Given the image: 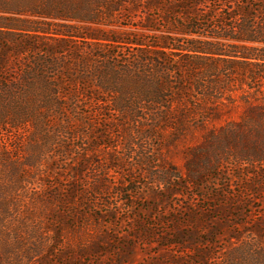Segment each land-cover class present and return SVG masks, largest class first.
<instances>
[{
    "label": "trees",
    "instance_id": "obj_1",
    "mask_svg": "<svg viewBox=\"0 0 264 264\" xmlns=\"http://www.w3.org/2000/svg\"><path fill=\"white\" fill-rule=\"evenodd\" d=\"M196 131L183 170L160 157ZM133 159L179 211L137 238L170 264H264V0H0V216L31 184L57 207L51 250L106 254V224L142 193Z\"/></svg>",
    "mask_w": 264,
    "mask_h": 264
},
{
    "label": "rangeland",
    "instance_id": "obj_2",
    "mask_svg": "<svg viewBox=\"0 0 264 264\" xmlns=\"http://www.w3.org/2000/svg\"><path fill=\"white\" fill-rule=\"evenodd\" d=\"M99 26L105 27L104 25ZM112 27L120 28V30L127 29V27ZM230 108L229 112H223L220 121H215L214 123L218 124L224 122V120L236 118L241 107L233 106ZM202 134L203 131H196L191 136L170 140L169 145H167V142H163L160 157L166 158L176 167L183 170L185 151L187 148L197 144L201 140ZM134 159H137V156ZM134 159L132 160V165L135 162ZM132 165L124 166L123 172L127 173V176L132 180L141 182H132L130 187L136 188V190L142 191V193L125 194L127 198L132 194V202H127L133 208L126 209L127 207H124L121 203V207H118V212L116 213L119 217L117 222L106 224L108 226L106 235L104 234L101 240L102 245L109 252L101 256H92V254L89 255L88 250V254L84 255L83 258L75 260L62 257L57 249L51 250L49 246L50 239L47 237L51 231L47 230L50 225L48 224L46 215L56 206L46 200L44 195L39 194L37 191L39 188L33 190L31 184H29L27 187L17 188L9 192V195H13L14 198H9L10 202H6V212L3 217L0 216L2 219L0 223V264H111L113 261H111L112 257L110 255L113 250L127 252L129 247H132V249L129 250L131 255H129L127 264H159V261L163 264H170L165 251L153 244L145 243L143 241L145 236L142 235L140 238L136 236H139L141 232L144 233L146 228L153 226V223L157 225L154 228H162L163 224L161 221L174 218L179 211L172 212L170 210L169 206L172 203L170 204L169 200L162 203V200L156 195H159V191H156L155 185L148 182L145 184L141 171L137 168L138 166L136 164ZM224 171L227 177L231 178V180L234 179L230 166L226 167ZM254 180H257V178ZM261 180L264 181V174ZM248 181L249 183H253L252 179ZM219 186H214V189H218ZM113 192L114 190H112V185L110 184L107 186L106 191L109 200L112 195L115 196ZM262 197V202L255 199L254 204L255 206H259L258 209L262 208L260 210H263L261 211L263 213L264 195ZM113 202H115V199H113ZM181 204L182 206L189 205L187 199L181 201ZM199 206L203 211H207L210 208V205L204 202H201ZM208 212L211 213V211ZM128 215L133 218L130 219V222L124 219Z\"/></svg>",
    "mask_w": 264,
    "mask_h": 264
}]
</instances>
